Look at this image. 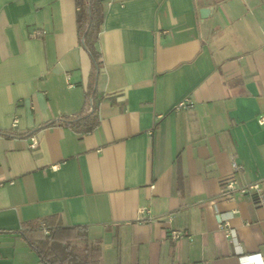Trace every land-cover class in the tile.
Masks as SVG:
<instances>
[{"label":"crops","instance_id":"1","mask_svg":"<svg viewBox=\"0 0 264 264\" xmlns=\"http://www.w3.org/2000/svg\"><path fill=\"white\" fill-rule=\"evenodd\" d=\"M101 5L77 132L46 125L88 112L75 0H0V264H43L19 231L43 217L85 226L100 264L264 260V0ZM233 161L259 200L221 189Z\"/></svg>","mask_w":264,"mask_h":264},{"label":"trees","instance_id":"2","mask_svg":"<svg viewBox=\"0 0 264 264\" xmlns=\"http://www.w3.org/2000/svg\"><path fill=\"white\" fill-rule=\"evenodd\" d=\"M76 22L79 40L85 46L91 61L87 97L95 98V81L100 63V54L94 46L96 35L103 18L101 0H75ZM96 103L92 109L75 116H61L55 123L67 125L77 132L92 130L98 123L95 115ZM43 225L47 228L45 233ZM29 245L38 254L43 264H100V249L93 248L83 225H62L49 217L24 222L19 230Z\"/></svg>","mask_w":264,"mask_h":264},{"label":"built area","instance_id":"3","mask_svg":"<svg viewBox=\"0 0 264 264\" xmlns=\"http://www.w3.org/2000/svg\"><path fill=\"white\" fill-rule=\"evenodd\" d=\"M39 33V31L34 30L31 31L29 33L30 36H35ZM69 84V83H68ZM191 104L187 103L186 100H181L180 102H178V104L176 105V108L178 107H182V106H189ZM91 106H92V98L90 97L88 100V104L86 109L88 111L91 110ZM258 121L260 123H264V116L260 115L258 117ZM28 146L30 148H35L37 146V139L36 137H32L30 143L28 144ZM241 168V166L239 164H237L236 162H232V172L225 178L220 179L219 184L221 189L225 190L227 193L228 197H232L233 192L234 191H239L242 194L245 193H249L251 191L254 192L253 194V198L255 200H259L260 196H261V190L258 187L257 183H251V184H239L236 178V171L239 170ZM145 208L140 207L139 208V212L144 211ZM43 230L46 233L47 232V228L43 225ZM224 232L225 234H230V230L225 227L224 228ZM168 235L171 239L175 240L177 238L183 237V236H187L186 232L183 230H176V229H170L168 231ZM243 257L246 258L247 261L251 262L252 264H264V260H262L261 254L260 253H250V254H246Z\"/></svg>","mask_w":264,"mask_h":264}]
</instances>
